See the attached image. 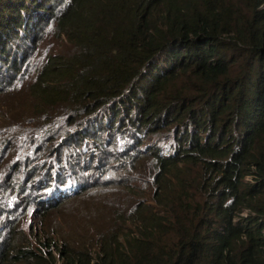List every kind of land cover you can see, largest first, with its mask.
I'll return each mask as SVG.
<instances>
[{
  "label": "trees",
  "instance_id": "16d2710c",
  "mask_svg": "<svg viewBox=\"0 0 264 264\" xmlns=\"http://www.w3.org/2000/svg\"><path fill=\"white\" fill-rule=\"evenodd\" d=\"M0 64V264H264V0H0ZM67 140L96 195L31 244Z\"/></svg>",
  "mask_w": 264,
  "mask_h": 264
},
{
  "label": "rangeland",
  "instance_id": "374dc122",
  "mask_svg": "<svg viewBox=\"0 0 264 264\" xmlns=\"http://www.w3.org/2000/svg\"><path fill=\"white\" fill-rule=\"evenodd\" d=\"M55 16H56V14H55ZM58 19H59V16L56 18L55 28L58 25ZM49 27H50V23L43 24V25H41V26L38 27L39 29L37 31L40 33L43 30V28H46V32H47L48 29H49ZM28 34L30 36H32V33L31 32H29ZM10 44L13 45V46H16L19 49H21V45L24 44V39H23L22 36L12 35V37L10 39L9 45ZM67 113L68 112H64L62 114L63 115H66ZM47 132H48V129L45 128V127H41V126H39V128L36 131V133H38L40 135L45 134ZM11 141H10L9 146H10V149L13 148V151H11L12 153L15 152L16 150L17 151H20V150L23 149V145L22 146H16V145L12 144ZM68 147L69 146H66L65 148H68ZM46 149L47 148L42 149L39 152V154L46 153L47 152ZM84 152L85 151L83 149L82 153H84ZM48 156L50 157V161H49L50 167L49 168L50 169L57 170V171L59 170L58 164L61 162V159L62 158H64V159L69 158V154L66 155L65 154V151L63 153L62 150L59 151L57 148H55V145L52 146L51 153H49ZM56 159H59V160L57 162H54ZM74 167H75V163L74 162H72V164L69 163L68 166L64 165V169H67V170L71 171V173H74L75 172ZM41 171H42V169H41ZM40 174H41V172H40ZM31 187L32 186H28L27 189L30 191L31 190ZM122 188H123V184L122 185H118V186L115 185V184H113V185L110 186V188L107 191H105L103 193H99V194H106L108 191H112V190H117L119 193H122ZM40 194L41 193H38L37 192L36 194H34V196L31 197V199L33 201L38 202L40 200V197H41ZM83 194H85V195H92L93 194L94 196L96 195V194L90 193V192L89 193L88 192H85ZM73 201L74 200L64 202L63 204H61V205H59L57 207L60 208V207H64L65 205H69V206L64 207L60 212H57L56 209H54L55 212L48 211V212H46L44 214V217H47V219H49V218H57L58 221L59 220L61 221L63 219V216H65L64 217L65 220L70 219L71 217L77 216L78 214L81 213L82 208H83V205L86 203V201H76V202H73ZM34 213H35V215H34ZM29 219L32 220L31 227L30 228L25 227L24 230H21V233H23V236L26 237V239L31 244H37L38 243V240L43 241V237H42V235L40 234L39 231H40L41 221L44 222V218L42 216H40V213L39 212H36L35 209H32L31 212L29 213ZM64 219L62 220V223H60V228L62 227L61 230H60V232H63V233H65L66 232V229H67V225H66ZM38 221H39V226L38 227H35V225H37ZM88 226H91V225H85V227H88ZM91 227H92L93 230H96L95 227H93V226H91ZM0 229H1V227H0ZM28 229H30V231ZM13 230H14V227L12 228V230L9 233H7V230H6L1 235L3 237L6 235L5 238L7 236H12ZM16 231H17V229H16ZM18 231H19V229H18ZM56 237H57V239L55 240L56 242H59V243L64 242V240L62 239V237L59 234L56 233ZM49 251H51L54 255L56 254V257L58 259H60L59 253L56 252V249L55 248H52V250H49Z\"/></svg>",
  "mask_w": 264,
  "mask_h": 264
},
{
  "label": "clouds",
  "instance_id": "9594fccd",
  "mask_svg": "<svg viewBox=\"0 0 264 264\" xmlns=\"http://www.w3.org/2000/svg\"><path fill=\"white\" fill-rule=\"evenodd\" d=\"M5 69L0 64V89L3 86L4 78H5ZM35 138H42L41 136H37ZM66 146H69L68 148H65ZM74 145L72 143V140H67V144L63 146V150L65 151V154H69V149L72 148ZM44 149V147L40 148L38 144L34 146V151L36 152V157L38 162L41 163L42 167V177L45 178L44 184L39 186V193H41L43 196L40 199L42 201L41 204L35 206V210L39 211L40 206H44L47 209H50L52 206L57 207L58 204L74 200V198L77 195H81L85 193L84 191L88 184L83 179L73 180L71 171L64 169V162H60L58 164L59 170L50 169V163L47 162V154H39V152ZM166 151V149H164ZM46 168L47 170H44L43 168ZM251 178L249 176L246 177V181H250ZM32 186L29 193L36 194V187H34V183L28 185ZM27 186V187H28ZM66 193V194H62ZM89 193V192H88ZM85 195V194H84ZM88 196V195H85ZM83 199V198H82ZM81 201V199L77 200ZM76 202V201H73ZM54 207V208H55ZM241 216L246 217L247 213L243 212ZM1 238V237H0Z\"/></svg>",
  "mask_w": 264,
  "mask_h": 264
},
{
  "label": "bare ground",
  "instance_id": "6f19581e",
  "mask_svg": "<svg viewBox=\"0 0 264 264\" xmlns=\"http://www.w3.org/2000/svg\"><path fill=\"white\" fill-rule=\"evenodd\" d=\"M62 194H66V193H62ZM40 196H41V197H40V199H41L43 195H42V194H40Z\"/></svg>",
  "mask_w": 264,
  "mask_h": 264
}]
</instances>
